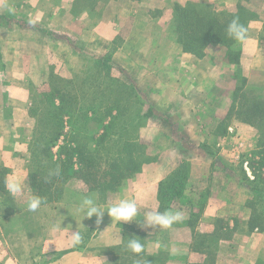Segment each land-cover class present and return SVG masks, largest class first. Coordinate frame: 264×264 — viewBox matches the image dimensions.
<instances>
[{
	"label": "rangeland",
	"instance_id": "obj_1",
	"mask_svg": "<svg viewBox=\"0 0 264 264\" xmlns=\"http://www.w3.org/2000/svg\"><path fill=\"white\" fill-rule=\"evenodd\" d=\"M173 1L170 4L171 0L162 2L161 0H0V48L2 49L4 45L10 60L17 67L10 69V72L0 67V73L5 72L8 79L3 84L1 93L5 99L4 112L12 117V125H15L13 130L6 133L10 135L12 142L20 146L11 151L15 152L17 157L18 153L24 152L27 160L24 168H27L28 173L37 170V134L39 136V131L48 132L47 125L43 127L39 121L40 112H45L44 104L48 103L47 100L46 103L44 102L46 94L54 87L64 89L68 92L67 99H74L71 105L74 112H85L91 104H96L100 99L107 101L108 90H112L107 87L113 82V74L109 77L105 71L99 70L98 64L102 58H110L114 66L123 70L121 73L114 70L118 76L117 84L113 82L115 94L119 92L118 84L132 80L142 94L141 99L145 103V108L146 105H150L155 110L163 109L161 106L165 105L164 102L167 103L169 97L175 94L187 98L189 101L177 102L173 107L165 109V112H154L140 130L141 139L150 148L149 155L156 157V160L144 166L150 168L149 174L164 175L171 172L182 160H187L189 164L191 159L195 163L199 162V165L195 164L197 169L194 176L195 179H204L205 184L199 183L189 192L193 205L189 219L181 220L171 226L177 228L176 231L179 230L181 236L187 238L199 220L211 189L217 184V178L213 179V174L224 173L219 169L221 164L228 168L227 173L225 171L228 175H226L227 187L239 197L242 193L237 190L241 191L242 187L248 191V198L251 197L250 190L241 182L239 175H241L240 166L244 164L245 159H248L246 154L257 150L258 128L241 122L234 114L244 110L240 105L244 101L239 103V99L234 100V91L245 79L241 92L251 97L264 98V0ZM163 2L169 4L171 16L169 11L167 12V7L162 5ZM187 2L205 4L224 14L235 11L238 5L253 11L255 16L250 19L246 28L248 37H254L259 44L256 59L250 56L244 65H241L240 61L237 64H228L223 61L222 50L211 47L208 55L199 57L201 62L186 60L183 61L186 68L185 66L182 69L175 68L177 66L174 65V59L178 51L174 46L181 47V45L175 35H173L175 37L171 36V33L175 34L170 26L173 5L175 3L184 5ZM52 13L56 14L52 15L53 18ZM153 18L160 20L158 24L157 20L153 23ZM163 21L167 29L161 31L160 28L166 27L161 24ZM145 27L156 30L152 37L142 36L141 32L142 30L145 32ZM37 34H41L47 41L50 40V46H57L58 50L55 52L53 50L51 56L29 53L31 43L36 42L37 39L41 40ZM158 42L170 45L169 49L161 50L158 48L160 46ZM21 50L25 58L18 59L16 54ZM18 61L24 69L22 67L18 69L20 65ZM171 79L172 83L177 82L175 86L169 84ZM192 88H194L193 93ZM96 94L99 98L93 103L92 98ZM233 101L236 107L230 109ZM124 103L128 108L126 112L137 111V104L133 99L129 102L123 101ZM228 112L231 114L226 121L227 132L223 133L217 125ZM189 137L198 146L203 145L205 150L211 152L209 155L214 164L212 163V169L210 168L209 171L205 167L203 171V159L197 158L199 156L188 140ZM169 144L172 147H167ZM130 178L121 188L127 187ZM79 181H69L59 200L43 204L46 207L36 211L28 210V200L33 196L31 188L26 193L6 200V208L13 211L4 220V229L10 234L11 250L24 260V264H47L60 260L66 252L77 247H85V245L81 246L83 242L90 243L84 251L91 257V264H94V259L99 256L105 258L103 264H164L165 253L147 261L143 257L144 250L140 254H135L127 247L128 239L140 233L142 244L146 236L155 233H158L161 239H168V229H146L141 226L140 222L145 214L155 210L141 206H138V215L134 217V221L119 222L117 229L109 235L103 246L97 245L92 239L100 233L104 221L114 220L106 211L99 225L95 223V215L87 218L86 227L79 231L81 235L79 244L68 249L50 251V246L45 245L43 239L47 227H55L66 232L65 220L76 219L79 216L70 209L74 205H80L83 198L92 197L99 207L104 205L108 207L113 204L114 197L120 191L110 195L102 203L94 193L84 194V185L81 181L80 184L77 183ZM219 182L221 186L225 181L220 179ZM176 198L179 203L175 208L180 212L179 206L184 204L185 199ZM174 200L167 204L168 207L159 209V198H157L158 210L162 213L174 212L175 209L171 208ZM256 206L264 216V197L262 203ZM53 220H57L58 223ZM217 223L223 226L225 220L220 219ZM237 227L242 231L246 230V227L239 222ZM176 231H169L170 236L172 234L175 237ZM225 232L224 229L223 232L219 230L216 234L198 239L199 243L205 240L203 243L205 247H202V250L209 254L208 256L219 252L224 254L225 251L220 247L219 241L224 240L222 237H227ZM119 233L120 238L113 237ZM115 240L119 242L114 243ZM261 240L263 239L258 242ZM37 254L40 255L38 258ZM32 255L36 256L35 260ZM59 264H65V261ZM203 264H211V261Z\"/></svg>",
	"mask_w": 264,
	"mask_h": 264
},
{
	"label": "trees",
	"instance_id": "obj_2",
	"mask_svg": "<svg viewBox=\"0 0 264 264\" xmlns=\"http://www.w3.org/2000/svg\"><path fill=\"white\" fill-rule=\"evenodd\" d=\"M222 13L205 4L175 3L170 26L183 52L204 57L208 55L209 48L215 47L222 50L225 63H239L243 43L229 38L226 29L236 17L246 27L255 14L243 5H238L235 11L228 14ZM98 66L109 77L113 74V82L117 84L118 76L114 70L121 73V68L114 66L108 57L102 58ZM113 82L107 89L113 90ZM244 84L245 79L234 91V100L239 99V103L244 101L240 104L244 110L234 114L241 122L257 126L258 138L257 150L246 154L248 159H245L244 166H240L239 178L251 192V197L246 201L250 209L248 228L263 231V212L258 210L256 204L262 203L264 197V98L241 92ZM118 89L116 94L114 90H108L107 101L100 99L85 112H74L71 106L74 99L68 100V92L62 88L54 87L46 94L44 102L47 100L48 103L44 104L45 112H40L39 121L43 127L47 125L48 132L39 131V136L37 134V170L28 174L32 194L42 198L41 205L59 200L71 180H80L84 184V194L94 193L104 203L110 195L120 190L128 178L156 160L155 156L147 153V145L140 136L145 122L153 116L154 108L150 105L145 108L142 94L132 80L118 84ZM98 98L96 94L92 102ZM130 99L137 104L135 112H126L128 108L123 101L129 102ZM234 107L235 101L230 109ZM230 114L228 112L217 125L223 133L227 132L226 121ZM197 149L211 154L203 145ZM189 165L187 160H182L160 181L159 209L168 207L170 201L183 195ZM220 166L219 169L227 173L228 168L223 164ZM7 173L8 170L0 166V196H4L5 200L10 199L6 190ZM189 202H192V198ZM204 241L201 240V247H205ZM143 257L147 261L155 258L145 253Z\"/></svg>",
	"mask_w": 264,
	"mask_h": 264
},
{
	"label": "crops",
	"instance_id": "obj_3",
	"mask_svg": "<svg viewBox=\"0 0 264 264\" xmlns=\"http://www.w3.org/2000/svg\"><path fill=\"white\" fill-rule=\"evenodd\" d=\"M164 0H161V2ZM176 1V0H175ZM174 1L171 0L170 4ZM160 5V4H159ZM162 5H165L167 7V12L169 11V16H171V8L169 4L166 2H163ZM164 7V6H162ZM166 9V8H165ZM56 15L55 13L51 14ZM53 18V17H52ZM171 18V17H169ZM157 24L160 20L153 18V23L156 22ZM161 24L163 26H166V23L163 21ZM156 25V24H155ZM149 26V25H148ZM161 31H164L167 29V26L165 28H160ZM134 31V30H133ZM145 32L142 30V36L145 37H152L153 32L156 30L148 27L144 29ZM141 35V34H140ZM175 34L171 33L172 37ZM37 36L41 37V40L31 43L29 47L31 49L28 50L29 53H37L38 55H52V51H57V46H50V40L47 41L46 38H42L41 34H37ZM136 36V35H135ZM166 36L165 34L163 35ZM159 47L161 50H168L170 45L165 44V42H158ZM175 49H177L178 54L175 56L176 59H174V65H176L177 69H182L185 64L186 60L193 61L195 63L201 62L199 57H196L192 54L183 52L182 48L180 46H174ZM33 50V51H31ZM259 50V44L257 42V39L254 37H248V40L242 44V51H241V59L240 63L241 65H244V63L248 60L250 56H252L253 59H256L257 52ZM21 52H18L16 55L19 58H25L22 55ZM16 53V52H15ZM0 56H1V63L0 67L4 68V70H9L15 67L13 64V61L10 60L8 56L7 49L0 48ZM16 58V57H15ZM18 64L20 62L18 61ZM21 65V66H20ZM18 65V69L22 67V64ZM186 68V66H185ZM24 69V67H22ZM20 71V70H19ZM3 72V71H1ZM247 75V74H246ZM249 76V75H247ZM8 81L6 78L5 72L0 73V166L5 167L8 170V173L6 175V181L11 177H18L23 185H24V191L23 193H26L30 191V185H29V173L27 172V168L25 167L26 158L24 157V152L18 153V157L16 156L15 152H12L11 149H17L19 146L18 143L12 142L10 135L8 136L6 132H10L15 128V125H12L11 122V116L7 115V112H4V96L1 93L3 84ZM177 82L172 83V79L169 81L170 85H176ZM193 84L195 82L193 81ZM196 88V87H194ZM194 88H192V93L194 92ZM197 90V89H196ZM200 90V89H199ZM202 91V90H201ZM192 96V94H191ZM169 101L165 103V105L161 106L162 108H159L158 110H155L154 112H165V109L173 107L175 103L177 102H183V101H189L187 98H185L182 95L175 94L173 97H169ZM167 101V100H166ZM192 107V106H190ZM190 109V108H189ZM189 112H193L192 110H189ZM13 112H11V115ZM189 136V135H188ZM192 144L193 148L195 149V153L197 158L203 159L202 163V169L204 171L207 169V171L210 170L212 167V158L209 154L199 152L197 147L198 144H196L192 139L189 137L188 139ZM166 141V138L164 139ZM177 141V140H175ZM174 141V142H175ZM179 141V140H178ZM15 144L17 146H15ZM171 145H167V147H170ZM20 147V146H19ZM22 147V146H21ZM172 147V146H171ZM147 153L151 154L149 146L147 147ZM209 156V157H208ZM17 159H16V158ZM194 158V159H197ZM15 161L16 164H15ZM198 163V164H197ZM195 163L193 159L190 160V172L189 176L187 178L186 187L183 192V195L180 197L181 200H183L184 204H181L179 206L181 208L180 213L183 217L182 220L189 219L191 213H192V206L191 202H189L190 197V190L196 188L199 183L205 184L204 179H195V170L197 169L196 165H199V162ZM196 164V165H195ZM16 166V167H15ZM174 168V166H173ZM212 169V168H211ZM148 170H150L149 167H144L143 170L137 174H135L130 180L128 181L129 184L127 187H123L120 189V191L117 193V196L113 199V204L118 203L120 199H134L137 203V206H141V208H155L158 209L157 204V198H158V186L161 180L165 179L169 172L165 173L164 175H151L149 174ZM227 174L224 173H214L213 179L217 178V184L211 189V193L207 198V201L205 202V205L203 206L201 210V214L199 217V220L197 223H195V226L193 227V230L191 232V235L189 237H183L181 236V232L179 230L176 231L177 228L171 227L168 228V239L166 238H160L158 233H155L154 235L146 236V239L143 242L144 246V253L148 256H157L158 254L165 253L166 259L164 264H203L205 262L211 261V264H264V231H260L257 228L250 230L247 225V221L250 218V209L246 205V201L248 199V191L246 189L244 190L241 187V191L237 190L242 193V195L239 197L238 195H235L229 187H227ZM204 178V176H203ZM220 179H222L224 184L220 186ZM208 178L206 179V181ZM214 181V180H213ZM138 182V185H137ZM77 183H81L80 181ZM83 184V183H82ZM81 184V185H82ZM84 185V184H83ZM240 185V184H239ZM7 190V196H10V199L14 196L17 197V195H13L9 189L6 186ZM22 193V194H23ZM179 203L178 199L176 198L171 204V208H174L175 211H178L175 207ZM3 206V207H2ZM7 203L4 196H0V264H24V260L20 259L12 250H11V238L10 234L7 233L8 230L4 229L5 223L4 220L9 217L11 212L13 210H9L6 208ZM46 207L45 205L40 206L39 209H42ZM80 205H74L73 208L70 210L76 214H79V216L76 217V219H68L65 220L66 224V232H63L55 227H47L44 231L43 239L44 244L50 246V251L52 250H58V249H68L71 248L72 245L69 243L71 239V232L75 229L79 232L83 230L87 225V218H84V215L82 212H80L79 209ZM103 208L107 206H101ZM74 218V217H71ZM220 219L225 220V223L223 226H219L217 222H219ZM49 220V219H48ZM56 223H58L57 220H53ZM242 224L246 227V230L242 231L238 229L237 225ZM118 221L111 220L109 222H105L101 225L100 233L92 239L93 242H96L97 245L103 246L105 244V241L109 238V235L117 229ZM125 223V222H122ZM119 229V228H118ZM171 229V230H170ZM227 233V237H222L224 240H220L219 244L220 247L225 251L224 254L222 252H219L218 254H213L208 256L203 248L200 246V243L198 242L199 238L209 236L211 234H216L219 230L221 232ZM70 230V232H69ZM169 231H176L175 237L171 234ZM140 235L133 236L134 238L140 240ZM113 237H121V234L113 236ZM220 238V239H222ZM10 239V240H9ZM261 240L258 242V240ZM119 241L115 240L114 243H117ZM141 242V240H140ZM85 247H77L76 249H72L71 251L66 252L62 255L60 260H56L51 263L47 264H59L61 261H65V264H91V257L88 256L85 253V249H87V246L90 245V243L84 244ZM198 245V247H197ZM240 252L241 254H238ZM37 254V258H38ZM32 258L35 260L36 256L32 255ZM31 260V257H29ZM104 257H97L94 259V264H103L104 263ZM27 260V258H26ZM51 261V260H50ZM232 262V263H229ZM63 263V262H62Z\"/></svg>",
	"mask_w": 264,
	"mask_h": 264
},
{
	"label": "clouds",
	"instance_id": "obj_4",
	"mask_svg": "<svg viewBox=\"0 0 264 264\" xmlns=\"http://www.w3.org/2000/svg\"><path fill=\"white\" fill-rule=\"evenodd\" d=\"M229 38L244 43L248 40V29L239 21V18H234L226 29ZM6 186L13 195L22 194L24 185L18 177H11L6 181ZM43 200L40 196L33 195L28 200V210L36 211L40 208ZM83 213L84 218H91L95 215V223L97 225L102 223L105 211L111 219L122 222L134 221V217L138 215V206L134 199H120L118 203H114L108 207L101 208L97 205L95 199L92 197H85L80 202L78 209ZM183 219L179 211L160 212L158 209L148 211L144 219L140 222L141 226L148 228H163L168 229L174 223L180 222ZM81 241L80 233L75 229L71 232V239L69 243L72 246L79 244ZM128 249L135 254H140L144 250L143 244L138 239L129 238L127 242Z\"/></svg>",
	"mask_w": 264,
	"mask_h": 264
}]
</instances>
